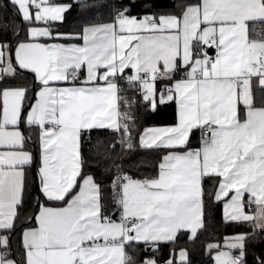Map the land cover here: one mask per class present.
Returning a JSON list of instances; mask_svg holds the SVG:
<instances>
[{
    "label": "snow or ice",
    "instance_id": "obj_1",
    "mask_svg": "<svg viewBox=\"0 0 264 264\" xmlns=\"http://www.w3.org/2000/svg\"><path fill=\"white\" fill-rule=\"evenodd\" d=\"M134 8L0 2V264H160L162 242L192 264L180 241L214 203L246 228L205 245L214 264H264V0ZM137 151L153 160L133 176Z\"/></svg>",
    "mask_w": 264,
    "mask_h": 264
},
{
    "label": "trees",
    "instance_id": "obj_2",
    "mask_svg": "<svg viewBox=\"0 0 264 264\" xmlns=\"http://www.w3.org/2000/svg\"><path fill=\"white\" fill-rule=\"evenodd\" d=\"M67 1L71 2V0ZM0 2H3V0H0ZM122 2L128 3L129 0H122ZM146 2L153 5L157 11H170L174 4L177 3V0H135L136 8H134L133 14H136L137 11L142 9ZM112 3H117V0H112ZM83 19L84 17H82L81 10L74 5L72 10L66 13V23L63 27L67 31H73L81 25ZM138 112V122L141 128L149 125L172 124L175 119L174 104H170L169 106L160 105L156 111L140 108ZM99 135H102V133H92L93 143ZM85 139H87V137ZM84 150L86 153L90 151L87 147H85ZM152 160V154L137 151L133 153L128 164L125 165V168L130 171L133 176H140L145 172L147 167H150ZM145 161L147 164L142 167L141 164ZM92 170L96 172L98 179L107 184L106 175L101 174L102 169L93 167ZM244 230H246L244 225L225 222L223 217V204L214 203L205 208V225L203 230L199 232L198 238L193 242H188L185 238H182L180 247L188 249L192 264H214V252L210 254L206 250L205 245L209 242H220L223 244L225 237ZM171 249V244L161 243L158 251L152 252L149 250L148 255H154L160 264H164L165 260L170 256Z\"/></svg>",
    "mask_w": 264,
    "mask_h": 264
},
{
    "label": "crops",
    "instance_id": "obj_3",
    "mask_svg": "<svg viewBox=\"0 0 264 264\" xmlns=\"http://www.w3.org/2000/svg\"><path fill=\"white\" fill-rule=\"evenodd\" d=\"M54 2L56 3H64V2H70V1H67V0H54ZM164 125H170V124H164ZM164 125H149V126H146V127H153V126H164ZM118 218V217H117ZM163 243V242H162ZM214 256V254H213Z\"/></svg>",
    "mask_w": 264,
    "mask_h": 264
}]
</instances>
